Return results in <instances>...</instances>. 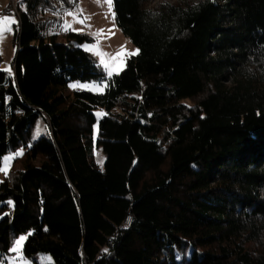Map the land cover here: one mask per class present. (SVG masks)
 I'll return each mask as SVG.
<instances>
[{"label": "trees", "instance_id": "16d2710c", "mask_svg": "<svg viewBox=\"0 0 264 264\" xmlns=\"http://www.w3.org/2000/svg\"><path fill=\"white\" fill-rule=\"evenodd\" d=\"M153 1L114 0L140 52L107 79L87 36L46 40L71 3L20 0L15 74L0 71V162L40 116L50 132L26 152L41 165L0 185V211L14 205L0 251L27 235L24 255L55 264H264V0ZM93 80L104 93L59 94Z\"/></svg>", "mask_w": 264, "mask_h": 264}, {"label": "rangeland", "instance_id": "374dc122", "mask_svg": "<svg viewBox=\"0 0 264 264\" xmlns=\"http://www.w3.org/2000/svg\"><path fill=\"white\" fill-rule=\"evenodd\" d=\"M71 3L72 8L66 12L59 21L52 22L49 25L48 30L45 31V37L47 41L55 39L59 44H68L70 38L68 34L74 33L79 35H85L89 38L88 42H84L80 45L82 49L88 52L96 60L100 72L105 75L108 79L114 75L120 74L127 66L128 60L132 56H120L116 60L109 59V56L116 57L117 53L121 50L122 46L127 52H134L138 47H136L133 42L126 37L123 32L118 28L115 18L112 16V11L106 3V0H67ZM178 0H154L149 4V8L155 9L164 3H174ZM18 0H0V18L10 17L18 21V24H12V31L6 33L5 38L0 42V71L7 73L10 77H14L15 74V58L17 55V44L15 42V33L19 29V19L15 11V5ZM20 0L18 2L19 10ZM114 5V0H113ZM12 9H10V7ZM69 13H72L71 15ZM83 21V23H80ZM73 41V40H71ZM91 49V50H89ZM102 52L105 56L97 54V52ZM102 59L107 62L108 66L101 63ZM11 67L12 74L4 71L8 67ZM112 71V75L109 76L108 72ZM76 85V87H73ZM95 85H99L103 90L100 91ZM106 81H90V82H70L67 87L62 88L59 91L60 95L73 98L76 92H92L96 94H102L106 89ZM94 114L98 122L107 116L108 112L99 108L94 111ZM50 129L46 120L40 116L37 119L36 126L33 130V135L27 147L21 145L16 149H10L9 152L3 157L0 162V185L9 181L13 178L14 172L25 171L27 165L31 164L33 166L39 167L41 165L42 159H27L26 152L28 148L31 147L32 143L37 142L42 137L49 136ZM94 140H96L98 130L97 125L94 128ZM22 153V154H21ZM95 161L100 169H104L106 162L105 152L98 147L94 150ZM11 157V159H8ZM7 166V171L3 169ZM11 202V203H10ZM7 208L5 211H0V221L6 216H10L11 221L13 220V201L9 200L6 202ZM27 235H20L12 238V246L8 253L0 251V264H55L54 258L49 254L39 253L34 256V258H27L24 255V244L26 240L22 242L19 251H13L17 247L16 241L21 237ZM193 250L188 252V257L191 256Z\"/></svg>", "mask_w": 264, "mask_h": 264}, {"label": "snow or ice", "instance_id": "6c2138e0", "mask_svg": "<svg viewBox=\"0 0 264 264\" xmlns=\"http://www.w3.org/2000/svg\"><path fill=\"white\" fill-rule=\"evenodd\" d=\"M106 3L108 5V7H109V10L111 11L113 9V6H114L113 5V0H106ZM69 14L71 15L72 13H69ZM112 16H113V18H115V12L114 11H112ZM80 23H83V21H80ZM12 24H18V21L14 20L13 18H10V17H2V18H0V42L3 41V39L5 38L6 33L12 31V28H11ZM89 50H91V49H89ZM139 52H140L139 49H136L134 52H127L126 49L122 46L121 50L117 53L116 57L109 56V59L116 60L120 56H124V55H127V56L138 55ZM97 54L101 55L102 57L105 56V55H109V54H105V53H102V52H99V51L97 52ZM101 63L105 64L106 67L108 66L107 62L104 61L103 59H102ZM4 71L8 72L10 75L12 74V70H11L10 66L7 69H5ZM108 75L109 76L112 75V71L111 70L108 72ZM73 87H76V85H73ZM93 87H96L100 91L103 90L99 85H95ZM8 159H11V157H9ZM3 170L7 171V166ZM26 239H27L26 236H21L15 242L17 247L14 248L13 251H19L20 250V246L22 245V242L24 240H26ZM105 251H107V250H105Z\"/></svg>", "mask_w": 264, "mask_h": 264}, {"label": "built area", "instance_id": "2783aa9c", "mask_svg": "<svg viewBox=\"0 0 264 264\" xmlns=\"http://www.w3.org/2000/svg\"><path fill=\"white\" fill-rule=\"evenodd\" d=\"M18 2H19V0H18ZM18 2L16 3V5H15V7H14V8H15V11H17V12H18V8H17V7H18ZM131 221H132L131 219H129V220L127 221V226H128V227L131 225Z\"/></svg>", "mask_w": 264, "mask_h": 264}]
</instances>
